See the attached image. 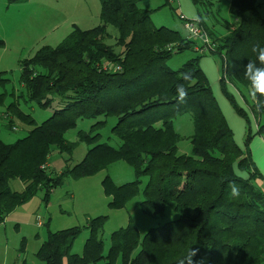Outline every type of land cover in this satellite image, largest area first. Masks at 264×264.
I'll use <instances>...</instances> for the list:
<instances>
[{"label":"trees","instance_id":"16d2710c","mask_svg":"<svg viewBox=\"0 0 264 264\" xmlns=\"http://www.w3.org/2000/svg\"><path fill=\"white\" fill-rule=\"evenodd\" d=\"M5 1L11 5L30 0ZM145 1L100 0V26L88 31L75 28L58 47H42L32 59L21 62L24 91L17 95L7 92L10 80L0 73L4 89L0 109L6 127L15 131L20 122L29 129L14 144L0 140V226L39 193H44L48 206L65 180L95 177L125 162L135 181L118 186L105 177L102 186L109 208L123 210L142 195L145 216L164 218L174 207L178 218L143 237L131 220L110 236L107 253L103 233L109 217L89 218L86 226L49 232L36 254L41 264H264V191L257 184L259 173L249 148L236 144L200 58L177 71L169 68L167 62L175 54L194 50L196 43L179 32L157 28L152 12L140 7ZM192 1L203 10L199 20L216 47L213 54L223 61V93L250 123L226 88L233 84L249 90L254 114L263 120L258 133L264 136V94L256 91L254 74L245 75L249 62L264 68L253 52L254 45L264 48V0H231L236 24L227 23V33L219 39L208 32L203 19L219 0ZM108 26L118 32L114 45L108 43ZM4 47L0 40V48ZM105 62L120 70H103ZM181 87L187 92L183 102ZM21 102L41 109L56 103V108L39 124ZM184 114H190L194 124L190 155L179 153L182 137L174 126V119ZM98 118L117 119L111 132L120 141L119 148L100 143V134H93L105 121L90 133L79 132L78 142L66 139L79 119ZM81 143L89 150L83 161L72 166ZM54 152L65 158L60 174L48 167ZM144 178L148 181L142 188ZM16 180L23 185L21 192L11 187ZM232 187L239 195H230ZM85 231L89 237L83 253L76 254L75 244Z\"/></svg>","mask_w":264,"mask_h":264},{"label":"rangeland","instance_id":"374dc122","mask_svg":"<svg viewBox=\"0 0 264 264\" xmlns=\"http://www.w3.org/2000/svg\"><path fill=\"white\" fill-rule=\"evenodd\" d=\"M230 5L231 0H219L210 15L203 16L208 32L216 39L226 35L225 25L227 23L236 24V19L230 12ZM140 7L152 12L151 18L157 28L165 27L179 32L183 39H191L196 43L194 50L175 54L167 64L170 69L177 71L188 61L200 58V67L211 85L212 92L226 120L233 129L234 140L237 145L243 147L242 136L246 123L234 111L223 93L220 82L223 61L219 55L213 54L216 53L215 51L205 53L203 50L205 44L199 39L190 38L191 33L185 28V21L182 20L184 16L188 21L200 22L199 12L203 13V10L195 6L192 0H147L140 3ZM101 11L100 0H30L23 4L11 5L5 0H0V40L5 43V47L0 48V73H4V77L10 80L9 85L6 86L7 92L9 94L14 92L17 95L24 91L20 81L22 61L32 59L42 47H58L75 28L82 31L97 28L102 24ZM205 32L207 33L206 30ZM108 33L111 36L108 43L114 45L118 32L113 26H108ZM209 40H211L210 37ZM211 42L213 43L212 40ZM226 90L234 96L240 108L251 112L254 100L249 90L233 84H228ZM3 92L4 89L0 85V94ZM21 107L41 124L52 116L56 103L49 109L25 105L23 102H21ZM2 112L3 109H0V140L7 144H14L24 138L29 129L20 122H16L15 125L18 130L8 129L6 120H4L5 115ZM102 121H105L106 125L97 128L93 134H100V143L119 148L121 143L111 132L117 123L116 118L79 119L77 127L66 134V139L72 143L78 142L79 132L90 133L93 127ZM174 126L182 137L178 145L179 153L190 155L191 137L194 133L192 116L184 114L177 117L174 119ZM88 150L89 147L86 144H79L72 157L71 165L75 166L83 161ZM63 158L58 152L52 154L49 160L52 171L58 173V170L65 165ZM104 176H110L118 186L135 181L133 169L125 162L111 165L101 172V177ZM85 181L87 180L67 179L52 193L49 207L43 202L44 193H39L9 215L5 224L0 226V264H41L36 254L40 248V242L48 238L49 232L83 226L85 216H92V213L102 207H105V213L101 216H107L109 206L103 188L100 185L97 186L100 191L98 194L95 184ZM147 181V178L143 179L142 188ZM11 187L16 192L23 190V185L19 180L13 181ZM142 200L143 196L140 195L128 207L143 233L178 218L174 207L167 209L164 218H149L141 211L140 202ZM120 219H122L121 216H114L104 229L103 239L106 244V253L110 246L111 234L123 226L120 225L122 222ZM87 236L89 232L85 231L75 244V252L80 248L83 250L84 237L87 238Z\"/></svg>","mask_w":264,"mask_h":264},{"label":"crops","instance_id":"0c3cea01","mask_svg":"<svg viewBox=\"0 0 264 264\" xmlns=\"http://www.w3.org/2000/svg\"><path fill=\"white\" fill-rule=\"evenodd\" d=\"M231 85V84H229ZM230 102V101H229ZM231 104V103H230ZM232 105V104H231ZM234 111L238 114L237 110L234 108V106L232 105ZM243 110H245L244 108H242ZM246 113L248 114V117L250 119V123L243 117H241L239 114V117H241L245 123H246V128L244 130V134L242 136V141H243V147L241 148H246V145L248 146L249 148V151H250V156L255 164V167H256V171L259 173V178L257 180V184L261 187V189H263L264 191V136L259 134L258 133V130H259V125L262 123V120L260 119V117L258 118L255 114H254V110H253V106H252V109H251V112L245 110ZM254 123H255V129H254ZM176 129V128H175ZM18 130V128L15 129V131ZM233 130V129H232ZM250 135V137H249ZM239 146V145H238ZM240 147V146H239ZM192 151V150H191ZM65 159V158H63ZM65 161V160H64ZM48 167L50 169H52V165L49 163L48 164ZM63 167L65 168L66 167V163L65 165H63ZM63 167L60 168V170H58V174H60L62 171H63ZM106 176L104 177H101V173L98 174L97 176L95 177H90V178H85V179H82V180H87L85 182H92L94 183L96 189H97V192L98 194L100 193L99 189L97 188L98 185H100L102 188V182L103 180L105 179ZM81 181V180H80ZM91 189V188H90ZM103 192H104V189H103ZM105 195V194H104ZM107 202H108V206H109V202L110 200L105 197ZM131 203V202H130ZM130 203L127 205V207L123 210H111L109 207H107L109 209V212H107V216L109 217V221L108 223L110 222V219L114 216H121L122 219H120V222L121 224L120 225H123L121 226L122 228H126L130 221L132 220L138 227V230L140 232V234L142 235V237L147 233V232H142L136 222V220L132 217V215L130 214V210L128 207L130 205ZM50 205V204H49ZM49 205L47 207H49ZM140 205H141V202H140ZM102 211V212H101ZM105 213V207H102V209H99L98 211L92 213V216H85V220H84V223L82 224L83 226H86L87 225V221L89 218H94V217H100L101 215H104ZM5 224V223H4ZM107 225V224H106ZM106 227V226H105ZM120 228V229H122ZM119 229V230H120ZM152 229V228H151ZM118 231V230H117ZM112 235V234H111ZM89 236L84 237V243L86 242V240L88 239ZM44 242V241H43ZM43 242H40L39 244V247L41 246V244ZM85 245V244H84ZM75 248V247H74ZM84 249V248H83ZM74 253L76 254H82L83 253V250L82 248L79 249V251H74Z\"/></svg>","mask_w":264,"mask_h":264},{"label":"clouds","instance_id":"9594fccd","mask_svg":"<svg viewBox=\"0 0 264 264\" xmlns=\"http://www.w3.org/2000/svg\"><path fill=\"white\" fill-rule=\"evenodd\" d=\"M253 52L258 53V58L261 63H264V48H261L259 45L253 46ZM254 74L253 83L256 88V91H259L261 94H264V86L261 85L262 78H264V68L257 67L252 62H249L248 65H245V75L248 76L249 73ZM249 78H253L250 76ZM187 98V92L185 89L181 87L180 89V100L183 102ZM232 196L239 195V191L236 187H232V191L230 193Z\"/></svg>","mask_w":264,"mask_h":264},{"label":"built area","instance_id":"2783aa9c","mask_svg":"<svg viewBox=\"0 0 264 264\" xmlns=\"http://www.w3.org/2000/svg\"><path fill=\"white\" fill-rule=\"evenodd\" d=\"M185 21V28L191 33V37L193 39H199L203 44H205V53L214 51L215 45L209 40L208 34L205 32V30L202 28L201 24L199 21L196 20H186L185 17H182ZM103 70L108 71V72H116L120 70V67L115 66L114 64L105 62L103 65Z\"/></svg>","mask_w":264,"mask_h":264}]
</instances>
